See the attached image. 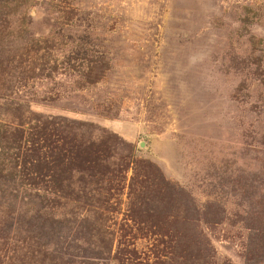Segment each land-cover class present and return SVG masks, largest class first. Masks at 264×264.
Returning a JSON list of instances; mask_svg holds the SVG:
<instances>
[{
	"label": "rangeland",
	"instance_id": "1",
	"mask_svg": "<svg viewBox=\"0 0 264 264\" xmlns=\"http://www.w3.org/2000/svg\"><path fill=\"white\" fill-rule=\"evenodd\" d=\"M0 10V264H264V0ZM43 118L88 162L38 198L5 126Z\"/></svg>",
	"mask_w": 264,
	"mask_h": 264
},
{
	"label": "trees",
	"instance_id": "2",
	"mask_svg": "<svg viewBox=\"0 0 264 264\" xmlns=\"http://www.w3.org/2000/svg\"><path fill=\"white\" fill-rule=\"evenodd\" d=\"M11 1L0 0V6ZM5 128L13 150V181L37 189L38 198L42 197L41 193L45 196L55 192L58 176L64 168L88 162L87 155L64 134L67 124L62 120L35 119L33 123H17L13 128L8 125Z\"/></svg>",
	"mask_w": 264,
	"mask_h": 264
},
{
	"label": "water",
	"instance_id": "3",
	"mask_svg": "<svg viewBox=\"0 0 264 264\" xmlns=\"http://www.w3.org/2000/svg\"><path fill=\"white\" fill-rule=\"evenodd\" d=\"M140 147H143V145L141 144Z\"/></svg>",
	"mask_w": 264,
	"mask_h": 264
}]
</instances>
